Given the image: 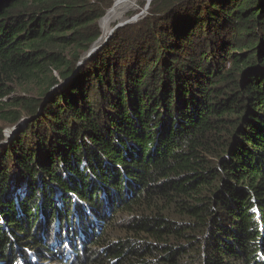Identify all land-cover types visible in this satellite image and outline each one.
Returning <instances> with one entry per match:
<instances>
[{
  "label": "trees",
  "instance_id": "1",
  "mask_svg": "<svg viewBox=\"0 0 264 264\" xmlns=\"http://www.w3.org/2000/svg\"><path fill=\"white\" fill-rule=\"evenodd\" d=\"M112 5L0 0V264H264V0H152L77 67Z\"/></svg>",
  "mask_w": 264,
  "mask_h": 264
},
{
  "label": "rangeland",
  "instance_id": "2",
  "mask_svg": "<svg viewBox=\"0 0 264 264\" xmlns=\"http://www.w3.org/2000/svg\"><path fill=\"white\" fill-rule=\"evenodd\" d=\"M144 1V0H143ZM145 2H146V4H147V0H145ZM140 3H141V0H139L138 1V3H137V5L134 7V9L132 8L131 10H129L128 12H127V15H126V20H128V22L129 23H134V22H137V21H139L140 19H142V18H144V17H146L147 16V12L146 13H143V11H144V9H145V5H144V8L143 7H141L140 6ZM113 4H114V0H113ZM139 4V5H138ZM113 6V5H112ZM111 6V7H112ZM111 7H110V9H111ZM109 12V10L107 11V13ZM131 12H134L133 14H131L130 15V13ZM107 13H106V15H107ZM105 15V16H106ZM104 16V17H105ZM103 18V17H102ZM116 23H118V22H116ZM115 23V24H116ZM128 23V24H129ZM115 24H112L113 26L115 25ZM99 25H100V21H99ZM127 25V24H126ZM101 32H102V28H101ZM102 34H103V32H102ZM13 87L15 88L14 89V92H13V95H12V97H15V96H23V97H25L26 99H30L31 97H34L35 95H37L38 93H39V89H38V87H37V85L36 84H28V85H23L22 83H16V84H14L13 85ZM25 119H27L26 117H23V118H21V120L20 121H22V120H25ZM26 121V120H25ZM24 122V121H23ZM0 125H1V127L2 128H4V140H6V139H8L7 137H6V134L8 135V136H10V135H12V132H10L9 131V129H13L14 128V126L16 125H12V124H10L9 122H6V121H3V120H0ZM15 136V135H14ZM13 136V137H14ZM12 137V138H13ZM12 140V139H11ZM11 140H9V141H11ZM3 141V140H2ZM1 141V142H2ZM8 141V142H9ZM4 144H6V143H4ZM4 144H1V145H4Z\"/></svg>",
  "mask_w": 264,
  "mask_h": 264
},
{
  "label": "bare ground",
  "instance_id": "3",
  "mask_svg": "<svg viewBox=\"0 0 264 264\" xmlns=\"http://www.w3.org/2000/svg\"><path fill=\"white\" fill-rule=\"evenodd\" d=\"M139 0H114V4L100 21V28H102L103 37L100 41H103L104 38L110 33L112 24L126 20V15L129 10L137 5ZM139 5V4H138ZM11 130V131H10ZM10 132H13V129H9ZM11 136V135H10ZM6 134V137H10Z\"/></svg>",
  "mask_w": 264,
  "mask_h": 264
},
{
  "label": "water",
  "instance_id": "4",
  "mask_svg": "<svg viewBox=\"0 0 264 264\" xmlns=\"http://www.w3.org/2000/svg\"><path fill=\"white\" fill-rule=\"evenodd\" d=\"M152 0H147V4L145 5V9L143 11V13H148V10H149V4ZM102 19V18H101ZM100 19V21H101ZM128 20H123V21H120L118 23H116L114 26L111 27V30H110V33L104 38L103 41H100L103 37V35H101L96 41H94L92 44H91V47H90V50L81 58V60L78 62L77 64V67H79L80 65H82L84 63L85 60L89 59L91 57V55L96 52L97 50H99L109 39L110 37L112 36L113 32L120 28V27H123L125 26L126 24H128ZM78 71V68L76 69L75 73ZM74 73V74H75ZM73 76V75H72ZM72 77L64 80L62 83L58 84V85H61L63 83H66L67 81H69ZM58 85H56L55 87H57ZM23 121L25 120H22V121H19L13 128V132H12V135L6 139V140H3L2 142H0V145L1 144H4V143H7L9 140L12 139V137L16 134V132L21 128L22 124H23Z\"/></svg>",
  "mask_w": 264,
  "mask_h": 264
}]
</instances>
